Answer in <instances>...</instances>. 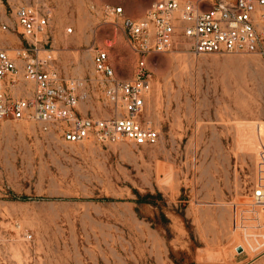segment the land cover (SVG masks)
<instances>
[{
    "label": "rangeland",
    "instance_id": "374dc122",
    "mask_svg": "<svg viewBox=\"0 0 264 264\" xmlns=\"http://www.w3.org/2000/svg\"><path fill=\"white\" fill-rule=\"evenodd\" d=\"M156 1L0 0V48L26 45L19 7L49 5L41 48L64 77L88 81L78 112L108 117L93 56L108 51L126 80L139 56L120 17L92 7L140 20ZM146 64L141 119L158 145L71 144L35 122L0 121V264H264V206L253 199L264 189V54L196 56L184 44Z\"/></svg>",
    "mask_w": 264,
    "mask_h": 264
},
{
    "label": "built area",
    "instance_id": "2783aa9c",
    "mask_svg": "<svg viewBox=\"0 0 264 264\" xmlns=\"http://www.w3.org/2000/svg\"><path fill=\"white\" fill-rule=\"evenodd\" d=\"M92 10L120 17L139 56L137 73L129 80L117 76L108 51L98 49L93 56L94 72L112 115L90 118L78 112L81 100L88 97L83 92L88 81L64 77L55 52L41 48L48 44L53 19V10L44 4L41 10L22 6L16 11L25 46L0 48V121L35 122L42 131L57 133L71 144L95 140L155 146L160 131L141 119L152 91L148 56L184 44L196 56L264 54V0H157L140 20L125 16L121 7ZM4 30L11 29L4 25ZM253 199L256 206H264V189H256Z\"/></svg>",
    "mask_w": 264,
    "mask_h": 264
},
{
    "label": "trees",
    "instance_id": "16d2710c",
    "mask_svg": "<svg viewBox=\"0 0 264 264\" xmlns=\"http://www.w3.org/2000/svg\"><path fill=\"white\" fill-rule=\"evenodd\" d=\"M150 197H153L152 195H146L145 197H143L142 199L143 200H147L148 198H150ZM15 198H17V197H15ZM19 199L20 200H24V201H26V200H28L29 198L28 197H26V196H24V197H19Z\"/></svg>",
    "mask_w": 264,
    "mask_h": 264
},
{
    "label": "water",
    "instance_id": "95a60500",
    "mask_svg": "<svg viewBox=\"0 0 264 264\" xmlns=\"http://www.w3.org/2000/svg\"><path fill=\"white\" fill-rule=\"evenodd\" d=\"M238 252H239V253H242V252H243V248H242V247H239V248H238Z\"/></svg>",
    "mask_w": 264,
    "mask_h": 264
}]
</instances>
